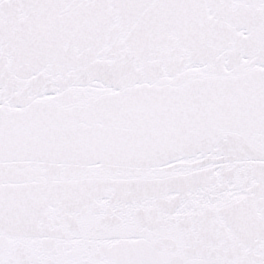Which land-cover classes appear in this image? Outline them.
Masks as SVG:
<instances>
[{"label":"snow or ice","instance_id":"snow-or-ice-1","mask_svg":"<svg viewBox=\"0 0 264 264\" xmlns=\"http://www.w3.org/2000/svg\"><path fill=\"white\" fill-rule=\"evenodd\" d=\"M0 264H264V0H0Z\"/></svg>","mask_w":264,"mask_h":264}]
</instances>
